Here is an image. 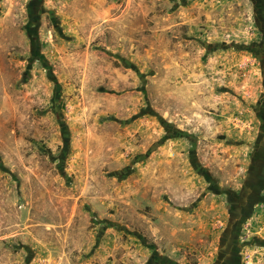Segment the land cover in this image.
<instances>
[{
    "label": "rangeland",
    "instance_id": "1",
    "mask_svg": "<svg viewBox=\"0 0 264 264\" xmlns=\"http://www.w3.org/2000/svg\"><path fill=\"white\" fill-rule=\"evenodd\" d=\"M0 264H264V0H0Z\"/></svg>",
    "mask_w": 264,
    "mask_h": 264
},
{
    "label": "flooded vegetation",
    "instance_id": "2",
    "mask_svg": "<svg viewBox=\"0 0 264 264\" xmlns=\"http://www.w3.org/2000/svg\"><path fill=\"white\" fill-rule=\"evenodd\" d=\"M257 181H259V185H262V180H257ZM255 187H256V186H255ZM260 190H261L260 187L255 188V189H254L255 194L257 193L256 195H258V194L260 193Z\"/></svg>",
    "mask_w": 264,
    "mask_h": 264
}]
</instances>
